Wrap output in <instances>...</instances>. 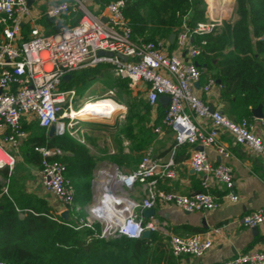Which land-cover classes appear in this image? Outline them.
<instances>
[{
  "label": "built area",
  "instance_id": "built-area-1",
  "mask_svg": "<svg viewBox=\"0 0 264 264\" xmlns=\"http://www.w3.org/2000/svg\"><path fill=\"white\" fill-rule=\"evenodd\" d=\"M124 7L123 0L107 3L106 21L103 22L102 15L90 11L84 0L56 1L45 11L46 17L59 20L63 15L78 11L79 21L75 26L44 35L34 25L38 19L31 13L28 0H0V169L11 171L15 165V158L3 147L2 142L16 150L27 137L23 129L24 120L34 119L43 130L54 128L57 135H62L65 130L63 120L72 123L80 119L69 116L76 92L61 87L66 76L81 69L108 65L113 76L127 80L129 89L136 90L143 84L147 104L151 108L158 106L160 97L169 99L162 123L172 132L176 146L202 148L192 152L189 165L194 173L204 175L201 179L203 191L186 196L157 188L155 178L162 174L164 165L147 153L133 171L113 170V185L99 193L102 196L107 192L121 195L131 203L129 210H123L121 205L115 204L118 205L119 213L123 214L122 221L107 223L95 212L93 206L104 203L99 197L92 204L88 217L81 218L73 226L75 230L84 227L94 230V225L98 223L100 233L94 232L93 237L142 240V233L153 231L155 226L138 217L136 210L141 209L143 212L154 209L161 203L177 206L186 213L216 209L218 203L209 192L207 176L229 191L230 201L238 200L233 193L231 168L224 163L214 165L206 152L207 148L217 147L220 156L229 158L230 153L218 144L217 138L221 132L228 133L235 144L245 146L263 159L264 140L254 133L253 124L248 120L236 122L218 110L211 113L210 106L197 93L222 90V85L211 78H207L200 86L203 71L194 63L207 46L206 37L213 34L217 26L222 27L223 23L212 20L191 27L184 18L173 33L176 53L169 54L163 44L168 40L146 42L133 39ZM27 23L32 26L28 38H24L22 30ZM99 51L111 52L113 57L99 56ZM117 55L127 60L123 61ZM61 111L63 115H60ZM260 121L264 126V120ZM69 122L67 125L72 127ZM154 131L161 133L159 128ZM34 151L41 156L39 177L44 189L59 204L72 208L75 190L66 178V166L51 159L56 151L44 146L35 147ZM136 188L144 189L143 199L139 203L122 195L132 193ZM240 223L248 228L263 224L264 207L243 216ZM169 247L174 258L190 256L197 259L210 250L212 242L201 235L171 236ZM0 264L7 263L0 261ZM220 264H264V252L240 253L234 259Z\"/></svg>",
  "mask_w": 264,
  "mask_h": 264
},
{
  "label": "crops",
  "instance_id": "crops-1",
  "mask_svg": "<svg viewBox=\"0 0 264 264\" xmlns=\"http://www.w3.org/2000/svg\"><path fill=\"white\" fill-rule=\"evenodd\" d=\"M56 1L59 0H30L29 6L31 8V13L38 19L34 25L44 35H48L45 33L46 29L48 28L43 25V20L46 18L44 13ZM85 1L88 3V6L92 7V12L102 15V17L107 15L105 11L106 4H103V2L99 0ZM236 1L237 0H230V3L228 2L226 6L230 9V4L233 2L232 6H235ZM36 2L38 4L36 5L37 7L40 5L43 6V10L40 13L35 10L34 4ZM215 13L219 14L221 12L218 10L215 11ZM190 14L191 12L189 11L186 19L189 20L188 17ZM205 16L206 15H204V17ZM79 18H75V11H72L69 14L63 15L59 20H52L54 23L59 24L60 31L75 26L78 23ZM31 26L32 24L30 23L24 25L22 30L24 38H28ZM160 40L165 41V39ZM163 44L166 47L165 50L167 53H176L175 42H169L168 44L164 42ZM181 56L183 57V54H181ZM200 69L204 73V68ZM91 72H95V76H99L98 78L101 80L109 76L113 77L114 79H122L120 77L113 76L110 66L99 65L96 68L81 69L71 75H68L61 87L64 90H74L77 93L75 90L76 84L83 83L85 86L87 82L84 80V78L88 81H92V76L89 77L88 75L91 74ZM211 75V72L205 75L203 74L200 81V86L206 82L207 78L214 79L211 77ZM122 80L125 81V79ZM214 80L215 82L217 81L216 79ZM113 86L115 85L113 84ZM108 88L111 87L108 86ZM136 90H138L146 100V91L144 85L140 84ZM197 93L200 95V98L210 107H213L214 110L224 113L231 120L236 122H239L243 119L248 120L251 124H253L254 133L264 140V126L261 124L260 119L253 116L252 112L246 116V112H243V109L237 107L235 103L225 100L221 95V91L217 92L216 90H212L210 93L206 94L197 91ZM105 95H110V98H113L112 91H108ZM80 102L81 101L79 99L78 104H81ZM117 105L118 111H120L122 106H120L118 103ZM166 105L167 103L160 104L158 102V106L151 108L154 111L149 109V125L153 131L159 128L161 133H156V136H154L153 139L151 138L150 144H148L149 148L145 154L149 153L153 159H156L160 164L164 165V168H162V174L155 178L157 182V188L167 192H176L181 195L190 196L196 192L203 191L201 179L204 178V175L199 176L198 174L194 173L189 165L190 156L192 152L197 149V147H191L188 145L176 146L172 132L162 123ZM80 107L81 105L79 106V109ZM262 119L264 120V112ZM79 121L80 119L75 121V123L72 124V127L67 125L69 121H63L65 123V130L62 135H57L54 128L50 129L49 131L43 130L46 140L49 141L54 138L68 135L74 141L82 143L86 148H88V144L86 143L89 142L90 139L88 137H86V139H81L78 135V132L80 131L79 127L76 126L78 125ZM36 125H38V123L34 119L24 120L23 129L26 131L27 137L21 141L20 146L16 150L10 149L8 145L2 142L3 147L15 158V163L18 158L20 159L23 165L20 169L24 171V174L22 175L23 183L20 187H18L16 186V175H18L16 174L17 167L15 168V172H13V169L11 171L8 170V178L5 181V186L2 189V195H0V199L3 196L13 199L14 197H21L22 194L32 196L41 200L46 205V207L50 209L55 218H61L64 220L61 217V214L67 212V220L64 221L69 222L71 219V221L77 225V221H79L81 218L88 217L89 210L91 208L90 205L96 202L100 197V200L102 199L104 203H100L93 207L95 212L99 214L105 222L108 223V220L115 216L116 209L118 210V208L115 205L114 199L109 198V192L103 194V196L99 193L102 189L112 186L111 184L114 182V174L112 171L121 167L115 163L112 164V169H110L111 171L106 170L105 174L101 177L102 179L100 178V190L95 188L94 191L93 181L89 184V188L87 185H84L83 189L78 190L75 186V180L71 179L70 176H67L66 171V178L69 180L70 184L75 190L74 208H66L59 204L56 199L44 189L39 177L41 164L36 165L28 159L29 156L27 152H30L27 149L29 146L28 141L30 138H33L37 135V130L35 128ZM217 140L219 146L228 151L230 156L229 158L225 159L219 155L217 147H210L206 149L208 158L214 165L224 163L231 168L234 180L233 193L238 197V200L236 202L230 201L228 198L229 191L223 186L217 184L210 176H207V179L210 183L209 192L214 196L216 202L218 203V207L214 210L197 213H186L177 206L161 203L154 208L153 216L146 217L143 215L145 210L142 212L141 209L138 208V212L136 210L137 216L144 218V222H151L155 226V229L150 231V237L148 239H142L150 242V252L145 264H220L222 262L234 259L236 255L240 253H246L250 251L264 252V223L256 228H248L240 223V220L243 216L253 213L258 208L264 207V159L261 156L253 154L245 146L235 144L232 136L226 132H221L218 135ZM51 150L56 151V154H54L51 158L56 155L62 156L67 154L63 153L56 147L51 148ZM141 159L139 160L138 164L140 163ZM138 164L130 171L123 168L119 170L129 173L136 169ZM167 164H169V166H166ZM94 170L93 176L96 173ZM169 173L171 174L170 177L168 176ZM95 187L98 188V183ZM4 189H6V192H4ZM77 190L84 191L86 193L88 197V201L86 203L80 201L79 199L77 200ZM143 192L144 189L141 190L136 188L132 193L128 192L126 196L139 203L141 199H143ZM81 194L82 192H80V195ZM92 196L93 201H91V203L89 200ZM121 203L128 207L127 210H129V206L131 205L130 202L129 206L126 202ZM76 207L79 208L78 211L75 210ZM81 211L85 214L84 217H80L78 215ZM214 230H218V232L215 233ZM192 235H201L204 238L210 239L212 242V247L210 250H208L201 258L197 259L190 256L174 258L170 251L169 238L171 236L187 237Z\"/></svg>",
  "mask_w": 264,
  "mask_h": 264
},
{
  "label": "trees",
  "instance_id": "trees-1",
  "mask_svg": "<svg viewBox=\"0 0 264 264\" xmlns=\"http://www.w3.org/2000/svg\"><path fill=\"white\" fill-rule=\"evenodd\" d=\"M99 1L107 4L112 0ZM123 1L133 39L146 42L168 40L189 11L191 27L205 18L204 0ZM236 15L234 24H224L220 35L206 37L207 46L197 62L204 68V75L211 72V77L220 81L222 97L243 109L247 116L259 105L264 112V0H237ZM43 25L48 28L45 32L48 35L57 33L60 28L48 17ZM126 82L116 80L113 84L119 86ZM35 128L37 135L28 141V159L40 165L41 156L34 148L56 147L67 154L51 159L66 166L67 176L75 180L78 190L84 185L89 188L96 164L89 149L68 135L47 141L43 129L38 125ZM150 140L146 143L150 144ZM7 178L8 170L0 169V195ZM79 192H82L80 201L86 203V193ZM81 214L78 215L81 217ZM74 225L71 219L65 222L55 218L41 200L32 196L22 194L13 199L3 196L0 199V261L7 264H145L150 242L124 237H93L94 232L100 233L98 223L94 230L86 227L75 230ZM110 250L115 252H108ZM101 251L112 260L105 263V258H96Z\"/></svg>",
  "mask_w": 264,
  "mask_h": 264
},
{
  "label": "rangeland",
  "instance_id": "rangeland-1",
  "mask_svg": "<svg viewBox=\"0 0 264 264\" xmlns=\"http://www.w3.org/2000/svg\"><path fill=\"white\" fill-rule=\"evenodd\" d=\"M229 1L230 0H225V1L205 0L206 16L203 21H199L197 23H207L212 20H215L218 23H223L222 27L220 25L216 27L214 33L211 34V36L220 35L223 31L224 24L227 23L233 25L234 22L237 20L238 16L236 15V3L235 6H232L233 5L232 2L230 4V9H229V7L226 6V4ZM84 4L87 6V8L90 11H93L92 7L88 6V3L85 0H84ZM34 5H35L34 6L35 10L37 12L40 13L43 10L42 5L38 7L36 6L38 5L37 2ZM224 5L225 8L229 9V13L225 12L226 14L224 13L216 14L215 11L220 10V8ZM79 16L80 13L78 11H75V18H79ZM94 73L95 72H91V74H88L89 77L92 76L93 78L92 81H88L84 78V80L87 82L85 86L83 85V83L76 84L75 90L77 91V93L74 102L75 104L73 103L72 109L77 111L79 109V106L82 105V103H84L87 97L92 96L96 98H102L105 96V94L108 91H112L113 93L112 99L115 102H117L120 106H122V109L120 111H117L116 114L111 118H103V119L80 118V121L76 126L79 127L80 132H78V135L81 139H86V137L90 139V141L87 142L86 144H88L89 151L95 157L96 164L94 171H96V173L94 176L92 173L90 179V183H92L93 181V185H94L93 191L95 190L96 188L95 186L97 185V183H99V181L102 179L101 177L102 175L105 174V171L106 170L111 171L110 170L112 169L111 165L115 163L114 161L119 163L118 166L121 167V168L118 167L119 169L123 168L125 170L130 171L132 168L136 167L139 160L144 156L147 149L149 148L146 141L149 138L153 139L154 136H156V133H154V131L149 125V120H150L149 109H151V107L147 105V102L145 98H143V95H141V93L138 90H130V89L128 90L126 84L127 82L119 86L118 85L113 86V83L116 80L125 82L122 79H114L113 77L109 76L101 80L98 78L99 76H95L96 73L95 74ZM108 86L111 88H108ZM79 99L81 101V104H78ZM63 114L64 112L61 111L60 115ZM138 114L142 117L139 118ZM63 121L67 122V120H63ZM74 123L75 121H72L71 124ZM80 144L83 145L82 143ZM21 166H23L22 162L18 158L13 167V172L16 171L15 168L17 167L16 174L18 175H16V184H17L16 186L18 187H20L23 183L22 175L24 174V171L20 169ZM76 192H77V199L80 200V196H81L80 192L78 190ZM124 194L126 196V193ZM109 198L114 199V202L116 201L114 196H110ZM91 201H93V196L90 198L89 202ZM116 213H117V209L115 215ZM81 215H82L81 217H84L85 214L82 212ZM104 252L105 251H101L96 258H100V260L101 258H105L106 260H104L103 262L107 263L112 259L107 258L105 255L106 253ZM108 252H115V251L110 250ZM113 262L116 263V261Z\"/></svg>",
  "mask_w": 264,
  "mask_h": 264
},
{
  "label": "bare ground",
  "instance_id": "bare-ground-1",
  "mask_svg": "<svg viewBox=\"0 0 264 264\" xmlns=\"http://www.w3.org/2000/svg\"><path fill=\"white\" fill-rule=\"evenodd\" d=\"M224 8H225V5L222 6L219 11L224 14L229 13V9L227 8L224 9ZM117 111H118L117 103L113 99H111L109 96L105 95V97L103 98H96V97L89 96L87 97V99H85L84 103H82L78 111L71 109L69 116L73 119L77 117L79 118H102L103 119V118H111L112 116L116 114ZM113 174H114V171H113ZM97 190H100L99 183H98ZM109 194L110 196L115 197L116 199L115 204L118 203L120 205L121 202H126L128 203V206L130 205L129 201H127L124 196L120 198L119 195H114L112 193H109ZM121 207H123V210H127L128 208L123 203H121ZM130 207L131 205L129 206V209ZM122 219H123V214L119 213V211L117 210L116 215L110 218L108 220V223H111V221L112 222L122 221Z\"/></svg>",
  "mask_w": 264,
  "mask_h": 264
},
{
  "label": "water",
  "instance_id": "water-1",
  "mask_svg": "<svg viewBox=\"0 0 264 264\" xmlns=\"http://www.w3.org/2000/svg\"><path fill=\"white\" fill-rule=\"evenodd\" d=\"M29 3H30V0H28V5H29ZM102 21L105 22V21H106V18L103 17V18H102ZM174 39H175V34H171V35L169 36V42H170V43H173V42H174ZM98 55H99V56L106 55V56H108V57H113V53H111V52H104V51H99V52H98ZM117 56H118L121 60H123V61H126V60H127V58L124 57V56H121V55H117ZM194 64H195L197 67L200 68V64H199L198 62H195ZM67 77H68V76H66L65 79H66ZM216 82H217L218 84L220 83L219 80H217ZM196 87H198V84L196 85ZM158 101H159L160 104H163V103L166 104V103H168L169 99H168L167 97H160ZM209 110H210V112L212 113V112L214 111V108H213V107H210ZM252 114H253V116H254L255 118L262 119V118H263L262 106L259 105L257 108L252 109ZM52 129H53V128H52ZM197 149H198V150H202L201 147H198ZM143 215L146 216V217H148V216H153V215H154V209L145 210V211L143 212ZM61 217H62L64 220H67V212H64L63 214H61ZM149 237H150V231H144V232L142 233V238H143V239H148Z\"/></svg>",
  "mask_w": 264,
  "mask_h": 264
}]
</instances>
